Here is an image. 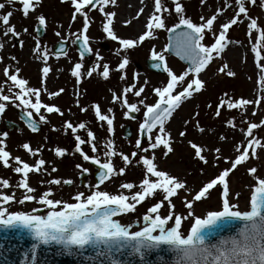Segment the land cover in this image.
<instances>
[{
  "label": "snow or ice",
  "instance_id": "snow-or-ice-1",
  "mask_svg": "<svg viewBox=\"0 0 264 264\" xmlns=\"http://www.w3.org/2000/svg\"><path fill=\"white\" fill-rule=\"evenodd\" d=\"M9 4L18 3L22 14L27 17L30 11L34 10L39 0H7ZM63 2V0H62ZM143 3V0H140ZM201 4L205 0H200ZM257 0H247V4H256ZM116 0H71V5L74 9L72 13V20L77 19V14L83 17L82 29L77 37L83 53H91L92 49L89 47V38L85 34L89 28L90 19L88 13L92 9H96L103 14L105 20L103 22V32L114 41H118L120 50H127L137 46L146 38L153 35L156 29H165L169 33L176 32V29L183 28L184 30L176 33L177 45L182 53L181 58L189 62V67L180 74L175 73L170 69L165 61V57L161 52L153 49L151 58L158 61L156 67L163 66V71L167 73V83L162 87L153 88L155 94V102L152 104H145L143 99L138 100L137 103H130L127 99V94L132 93L135 97H141L144 92V87H137L135 84L125 87L121 94L113 93L112 101L120 102L122 107L126 109L123 112L125 118H133L132 113L140 111L138 104L144 105L143 120L139 123V131L146 134L148 138L147 146H143L141 139L135 142V149L131 153V157L138 156V162L143 165L144 175L139 185L133 183H122L120 188L128 190V192L110 193L101 190L100 185L105 181L111 179L115 175H123L125 168L121 167L118 170L114 168L112 157L119 155L124 165L130 163V156L123 152H117L111 140H108L105 147V160L101 162L96 156H89L82 149L81 145L87 143L91 146L93 153L98 151L96 145V136L91 130H87V140L81 138L78 129H85L86 125L81 122L74 125L72 122L65 120L63 128L70 130L75 140V152L79 153L84 161H91V163L99 166V183L90 186V191L77 192L72 200L74 202H67L62 199L52 198V189L44 191L38 198L31 193L35 189L28 183L29 174L39 173L44 169L46 161L44 159H36L34 164H29L20 156H13L7 149L6 139L7 132H0V165L4 168L11 167L12 171L20 174L21 179L15 185L16 187L25 190L22 199L17 200L15 195L0 193V203L10 204L18 202L23 204L25 201L36 200L37 203L46 206L49 210L46 215L28 214L23 211L9 212L4 207H0V228L3 229H19L25 231L34 241L30 248V255L35 262L37 250L39 245H58L62 246L63 250L72 253V250L86 251L91 249L97 257H103L106 264H121L117 258L118 254L128 252L129 254L137 255L143 262L145 257L152 251L166 250L172 254L170 264H264V178H257L256 183L252 188L251 197L249 201L248 210L241 211L237 204L232 203L230 199V190L227 182L229 174L237 168V166L245 163L250 157L258 155L257 147L264 149V144L253 135V130L264 125V119L259 124L254 122H247V128L243 131L245 139L234 145V157H222L219 155L220 148H206L205 145L197 143L194 140H187V144L193 150V155L199 161L208 164L209 161L203 154L206 150L214 151L217 155L213 157L216 162L221 159L224 160L229 167L219 170L214 177L209 178L203 182L198 191L194 193L189 199L188 196L183 197L184 207L188 210L187 215L176 213L173 211L175 204L172 202L173 197L179 196L181 190H186V182L179 179L177 176L159 170L155 161L154 152L156 149H163V155L167 157L169 153L173 152L172 137L165 125L169 118L173 115L175 110L181 106V103L191 97L194 93L200 92L205 83L200 79V73L203 72L210 62L215 57H219L224 51L227 43V33L230 28L241 22L242 19L248 20L247 29L249 34L253 30L260 32L256 37V45H260L264 41V31L258 26L257 19L249 16V9L245 0H234V15L217 25L215 22L221 15L224 9L232 7L228 0H224L223 7L217 8L215 12L208 16H201V23L197 24L184 15V8L179 0H172L174 11L179 17V22L173 27H167L163 13L168 12L169 8L164 6L163 0H154L152 12L147 17L145 28L136 38H121L117 36L112 28L113 17L115 13L107 11L106 6L115 5ZM259 6L264 9V0H259ZM5 5L0 3V9ZM144 12L141 7L136 16L139 17ZM12 12L0 14V27L4 29L5 35L16 37L19 35L13 26H10V17ZM37 21L40 26H44L46 18L43 15L38 16ZM125 24L130 21H124ZM26 31V29H25ZM211 32L213 41L210 44H205L206 35ZM56 35H60L59 32ZM2 47V45H0ZM37 43L36 50H39ZM168 45L165 46V51L168 50ZM119 51V50H118ZM257 60V67L261 73H264V63H260L262 57L256 46L252 48ZM47 61V55L43 56ZM102 57L97 54V62ZM128 64L127 57L120 60L116 66V71L123 73ZM81 63H76L71 69V75L76 78L77 84L81 79L80 69ZM50 69L45 66L41 69L42 79L47 77ZM95 67L89 68L87 74L92 75ZM111 71L107 63L103 64V71L101 75L108 77ZM4 76L11 85L8 88L10 94H3L0 85V114H3L8 105H13L21 108L24 117H27V126L32 132L37 131L36 121L33 120V113L39 116L40 122H46V117L41 113L43 109L46 113H57L63 115L61 109L54 104H47L42 102L41 89L32 88L28 86V81L18 76L19 69L16 73H10L9 69H3ZM220 73H224L229 77L235 75L231 70H228V65L224 64L219 68ZM190 79H186L187 77ZM125 77L122 74L120 79ZM264 86V76L259 81ZM13 88L17 91L13 92ZM64 91L63 88L58 91L49 92V99L60 95ZM226 98H221L215 108L214 115L219 117L223 108L229 111L244 110L249 105L260 104L261 100H249L245 98L234 99L224 94ZM79 106V102L77 101ZM211 107V105H209ZM91 110L95 114L98 122L106 123L107 132H113L114 116L111 115L113 110L109 108L105 114L98 104H92ZM81 112L88 111L80 107ZM243 114V113H242ZM198 115V114H197ZM255 115V112H253ZM185 125L188 121L184 122ZM226 123L229 126L235 127L232 119H228ZM196 128L203 133L204 128L197 123ZM181 138L186 137L187 129L178 133ZM221 140L226 137L221 136ZM25 152L31 156H37L40 149H33L29 143L20 145ZM153 155L149 156V151ZM55 156L62 157L65 155L66 149L56 147L53 149ZM144 153V155H138ZM76 167L83 172L88 169L82 168L77 164ZM53 172L57 171L55 167L51 169ZM249 174L257 172L255 167L248 169ZM41 183H44L42 181ZM47 183L52 185L71 184V180H63L53 178ZM10 181L7 178H0V187L8 188ZM222 186L221 193V207L219 210L208 211L203 216L195 215L193 204L206 198L210 190ZM138 191L132 192L133 188ZM157 193L162 194V199L152 204L147 208L146 213L143 214V225L139 230L132 231L131 224L124 225L118 222L114 217L122 214L135 212L137 205L141 204L148 197H152ZM239 195V194H237ZM167 202L168 212L166 215H161L160 209ZM35 211V209H33ZM191 218V226L187 233L181 231L182 224L185 220ZM171 222V223H170ZM137 224L140 222L137 221ZM239 224L233 235L220 236L219 231L225 226ZM216 237V239H213ZM27 255V253H26ZM21 264H24L22 261Z\"/></svg>",
  "mask_w": 264,
  "mask_h": 264
},
{
  "label": "rangeland",
  "instance_id": "rangeland-1",
  "mask_svg": "<svg viewBox=\"0 0 264 264\" xmlns=\"http://www.w3.org/2000/svg\"><path fill=\"white\" fill-rule=\"evenodd\" d=\"M123 2V7L120 6ZM184 8V15L186 18L191 19L193 22L201 23V16L208 17L212 15L217 8L223 7L224 0H205L201 4L200 0H179ZM232 7L223 10L218 17L215 24L217 27L220 23L226 22L231 16L234 15V0H228ZM5 7L0 9V14L12 12L10 17V26L15 28L19 33L16 38L20 41L19 46L15 45L13 37L4 34V29L0 27V85L3 86L2 93L10 94L8 88L11 82L4 76L3 69L7 67L10 73H16L19 69L18 76L28 81V86L32 88L41 89L42 102L47 104H54L58 106L63 115L57 113H46L41 110L45 115L46 122L42 123V130L38 133H30L19 123L16 116L17 110H22L13 105H8L2 117L6 121H12L19 125L18 131L7 132L6 139L7 149L13 156H20L24 161L29 164H34L36 159H44L46 164L44 169L39 173L33 172L29 174L28 183L35 189V197H39L44 191L49 188L52 189L54 199H62L67 202H74L72 197L77 192H89L90 186H94L91 180L92 169L88 165V161H84L79 153L75 152V140L70 130L63 128L65 120L72 122L74 125L83 122L86 125L83 138L87 140V130L93 131L96 136V145L98 151L93 153L91 146L87 143L81 145V149L89 156H96L104 162L105 143L111 140L114 144L115 150L123 152L130 156V163L126 166L121 160L120 156L112 157L115 169L121 167L125 168L123 175H115L111 179L100 185L101 190L110 193L128 192V190L121 189L119 186L122 183H133L139 185L143 179L144 168L138 162L137 157H131V153L136 151L135 142L138 139L139 129L138 124L143 120L144 105L138 104L140 108L136 114L139 120L130 121L125 118L123 112L126 110L122 107L121 103L113 102V93L121 94L123 89L129 85L135 84L137 87L143 86L144 92L141 97L137 98L132 93L127 94V99L130 103H137L138 100L143 99L145 104H152L155 102V94L153 88L162 87L167 83V73L155 74L146 68V60L152 59L151 52L153 49L161 52L165 61L170 69L175 73L180 74L186 67L180 63L176 58L167 55L165 46L167 45L165 29H156L153 31L151 37L146 38L137 46L120 50L118 41L112 40L103 32V22L105 17L96 9H92L88 15L90 24L87 32L85 33L88 38L89 47L92 49L91 57L89 59H82L78 56L73 41L80 34L83 24V17L77 14V19L72 20V13L74 11L71 0H39L34 10L30 11L27 17L22 14L21 6L16 4H9L7 0H0ZM164 6L169 8L168 12L163 13L167 27H173L179 22V17L174 11L172 0H163ZM247 4V0H245ZM128 5L130 7H128ZM154 0H116L115 5L106 6L107 11L115 13L113 17L112 28L115 34L121 38H129V33L134 32L135 25L141 23L143 31L146 30L145 25L147 17L152 12ZM144 12L137 17L136 12L141 8ZM249 9V16L257 19L258 26L261 31H264V9L259 6V0L256 4H247ZM119 12L127 15L124 21H130L128 24H122L121 27L115 23L116 16ZM43 15L46 18V23L43 26L46 32L44 39H38L35 35V26L38 23L37 17ZM248 20L242 19L237 25L230 28L227 33L228 43L219 57H215L210 62L209 66L200 73V79L205 83L204 88L194 93L193 97L183 101L181 106L175 110L173 115L166 122V129L170 132L172 137L173 152L169 153L167 157L163 155V149L158 148L155 150V163L159 170L166 171L171 175L177 176L179 179L186 182V190H181L179 196L173 197L172 202L175 204L173 211L183 215H187V209L184 207L183 197L188 196L190 199L192 195L202 186L203 182L226 167L223 159L216 162L213 157L217 155L214 151H205L203 154L208 159L209 163L205 164L196 159L193 155V150L187 144V140H194L201 143L206 148H220L219 155L222 157H234L236 143L242 142L245 137L243 131L247 128V122H259L264 119V86L259 83L264 73H261L257 67V60L255 53H253V46L261 53L260 63H264V41L260 45H256V37L260 32L253 30L249 34L247 29ZM26 29V31H25ZM142 31V32H143ZM59 32L60 35H56ZM141 32V31H140ZM138 31V33H140ZM67 41L70 44V49L63 57H55L50 53L51 47L59 42ZM213 41L212 33L209 32L203 43L210 44ZM37 43L39 50H36ZM101 45H106L108 50L104 51ZM119 50V51H118ZM230 53V54H229ZM97 54L102 59L97 62ZM47 55V61L43 56ZM127 57L128 64L126 65L123 73L116 71V66L120 60ZM76 63H81L80 69L81 79L77 84L76 78L71 75V69ZM107 63L111 69L107 78L101 75L103 71V64ZM224 64L228 65V70L235 73L234 76L229 77L224 73L219 72V68ZM47 66L50 71L47 77L44 78V83H41L42 73L41 69ZM95 67L92 75L87 74L89 68ZM124 79L121 80V75ZM187 77L186 79H190ZM63 88L64 91L51 99L48 97L49 92L58 91ZM17 89L13 88V92ZM228 97L234 99L245 98L249 100H261L260 104L249 105L244 110H231L226 108L221 110L219 117L214 115L216 105L221 98ZM79 102V106L77 105ZM92 104H98L102 111L107 114V110L111 108L114 116L113 132H107V125L103 122H98L95 118L94 112L91 110ZM211 105V107H209ZM80 107L88 109V111L81 112ZM255 112V115H253ZM243 113V114H242ZM34 114V113H33ZM198 114V115H197ZM37 116L39 120V116ZM233 120L235 127L229 126L226 121ZM185 121L188 124L185 125ZM197 123L200 127L204 128L203 133L199 132L196 128ZM130 125L133 128L132 138L125 140L123 138V128ZM187 129V135L181 138L178 133ZM83 129H78L80 134ZM253 135L264 144V125L253 130ZM224 136L226 139L221 140L220 137ZM23 143H29L33 149H40L37 156H31L20 147ZM148 140L142 144L147 146ZM56 147L66 149L65 155L57 157L53 149ZM258 155L250 157L245 163L237 166L229 176L227 182L230 190V199L232 203L237 204L241 211L248 210L251 191L256 183L257 178H264V149L257 147ZM144 155V153H138ZM147 155H153L150 150ZM79 164L82 168L88 169V181L85 187L79 185V175L83 173L76 167ZM55 167L57 171L53 172L51 169ZM255 167L257 172L249 174L248 169ZM0 178H7L10 181L8 188L0 187V193L15 195L17 200L22 199L25 190L16 187L15 185L21 179L20 174L12 171L11 167L4 168L0 165ZM56 178L63 180H71L72 183L69 187L65 184L52 185L47 183L51 179ZM44 181V183H41ZM133 188L131 191H138ZM222 186L210 190L209 195L193 204L195 215L203 216L208 211L219 210L222 204L221 193ZM239 194V195H237ZM162 199V194L157 193L152 197L146 198L141 204L137 205L135 212L123 214L117 217V221L121 224L133 225L137 221L138 228L143 225L142 216L146 213L147 208L157 201ZM0 207H4L7 211H23L31 214L34 212L42 211L44 215L47 214L48 208L33 201H25L23 204L12 202L10 204L0 203ZM168 212L167 202L160 209L161 215H166ZM171 223V222H170ZM191 226V218L185 220L182 224L181 231L185 234ZM130 230L135 231V228Z\"/></svg>",
  "mask_w": 264,
  "mask_h": 264
},
{
  "label": "water",
  "instance_id": "water-1",
  "mask_svg": "<svg viewBox=\"0 0 264 264\" xmlns=\"http://www.w3.org/2000/svg\"><path fill=\"white\" fill-rule=\"evenodd\" d=\"M183 28L176 29V32L167 34L168 39V50L167 53L173 55L178 58L182 63H184L187 68L189 67V62L185 59L181 58L182 53L177 45L176 33L183 31ZM37 35L39 38L44 37V29L38 25L36 28ZM15 44L18 45L19 41L14 38ZM78 52L81 56V46L78 39L75 41ZM106 49V47H105ZM68 50V45L66 42L57 43L53 48L52 52L55 55H64ZM90 53H83V58L89 57ZM158 62H148V67L156 72H162V66L156 67ZM21 119L27 126V117H24V114H20ZM132 117L135 116L132 114ZM8 128H12V125L6 123ZM28 127V126H27ZM37 130L39 127L37 126ZM131 136V129L127 127L125 130V138H129ZM146 134H140L141 142L146 140ZM90 165L95 170L93 179L96 184L99 183V174L100 169L99 166L93 163ZM81 185L85 184V179L87 178L86 174L81 175ZM250 201V200H249ZM114 219V218H113ZM239 227V224H233L231 226H225L223 229L219 231L220 236H230L233 235L236 231V228ZM216 239V237H213ZM34 243L32 238L25 232L19 229H3L0 228V264H21L23 261L24 264H33L30 255L31 245ZM27 253V255H26ZM117 258L121 262V264H170L172 254L167 252L166 250H158L150 252L145 260L142 262L140 258L135 254H129L125 252L123 254H118ZM34 264H106V260L103 257H97L95 253L89 249L86 251L72 250V253L64 251L62 246L58 245H39L37 250V256Z\"/></svg>",
  "mask_w": 264,
  "mask_h": 264
},
{
  "label": "bare ground",
  "instance_id": "bare-ground-1",
  "mask_svg": "<svg viewBox=\"0 0 264 264\" xmlns=\"http://www.w3.org/2000/svg\"><path fill=\"white\" fill-rule=\"evenodd\" d=\"M131 4L132 5L134 4V0H131ZM120 6L123 7V2H122V4H120ZM128 7H130V6L128 5ZM122 18H127V15L124 14L123 12L122 13L119 12L117 14V16H116V21H115V23L118 24L119 27H121V25L124 24V20L125 19H122ZM138 31L139 32L141 31V32L138 33ZM142 31H143V28H142L141 23H137L135 25L134 32L128 34L129 35V38H136V37H138L140 34H142Z\"/></svg>",
  "mask_w": 264,
  "mask_h": 264
},
{
  "label": "flooded vegetation",
  "instance_id": "flooded-vegetation-1",
  "mask_svg": "<svg viewBox=\"0 0 264 264\" xmlns=\"http://www.w3.org/2000/svg\"><path fill=\"white\" fill-rule=\"evenodd\" d=\"M3 114H4V113H3ZM3 114H0V132H12L13 130H12V131H6V130H4V129L2 128V124H4V122L6 121V120H5V117H4V116L2 117ZM34 114H35V113H34ZM34 114H33V117H32V118H33L35 121H38V122L42 125V123L38 120L37 116H35ZM4 115H5V114H4ZM16 115H17V112H16ZM17 118H18V117H17ZM138 120H139V118L137 119V121H138ZM138 126H139V124H138ZM42 127H43V126H42Z\"/></svg>",
  "mask_w": 264,
  "mask_h": 264
}]
</instances>
